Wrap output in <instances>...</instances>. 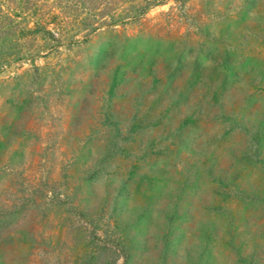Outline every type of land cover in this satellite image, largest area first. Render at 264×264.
<instances>
[{
	"label": "rangeland",
	"instance_id": "1",
	"mask_svg": "<svg viewBox=\"0 0 264 264\" xmlns=\"http://www.w3.org/2000/svg\"><path fill=\"white\" fill-rule=\"evenodd\" d=\"M143 2L0 0V264H264V0Z\"/></svg>",
	"mask_w": 264,
	"mask_h": 264
},
{
	"label": "trees",
	"instance_id": "2",
	"mask_svg": "<svg viewBox=\"0 0 264 264\" xmlns=\"http://www.w3.org/2000/svg\"><path fill=\"white\" fill-rule=\"evenodd\" d=\"M47 1V0H46ZM53 1H55L56 3H58V4H61L62 2H64L65 4H69V3H71V2H73L74 0H53ZM93 1L94 0H77V3L79 4V5H84L83 7H84V9H87V10H89V11H93L94 9H93ZM110 1V0H109ZM160 2V0H144V2L142 3V5H140V7H138V9L136 10V12L138 11V12H143V11H145V10H147L149 7H151V6H153V5H155V4H157V3H159ZM95 4H96V2H95ZM106 4H108V3H106ZM105 8V7H104ZM104 8H100V7H98L97 8V10L98 11H102V10H105ZM117 11L118 10H113V11H110L109 13H107L108 14V17H111V18H113V20H114V17L116 16V14H117ZM103 13H104V11H102ZM102 12H101V14H102ZM46 19H47V17H46ZM46 19H44L43 18V22H48V21H46ZM39 23V22H38ZM41 23V22H40ZM45 31V33L47 34V35H53L54 36V30H51V29H45L44 30Z\"/></svg>",
	"mask_w": 264,
	"mask_h": 264
}]
</instances>
